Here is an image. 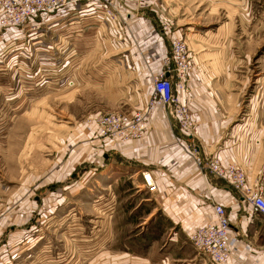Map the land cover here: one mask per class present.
<instances>
[{
    "label": "rangeland",
    "instance_id": "1",
    "mask_svg": "<svg viewBox=\"0 0 264 264\" xmlns=\"http://www.w3.org/2000/svg\"><path fill=\"white\" fill-rule=\"evenodd\" d=\"M159 1L160 8H152L158 27L189 47L192 68L181 100L188 98L192 111L195 71L204 63L216 72L226 68L227 81L243 99L240 115L264 118V0ZM50 43L58 46L57 36ZM56 56L58 61L24 56L19 70L8 61L0 68V245H5L0 264H188L199 252L186 236L183 248L167 242L174 230L168 233L165 221L155 222L154 196L141 181L127 179L124 163L111 168L107 160L97 165L94 158L93 170L88 163L60 169L78 125L84 122L87 139L97 143L86 119L101 112L139 110L145 102L133 110L132 99L122 88H112L103 72L90 74L96 85L77 86L76 66L57 68L53 64L61 56ZM168 66L174 67L170 52ZM66 76L72 85H66ZM168 120L185 136L176 121ZM252 186L264 192L262 178Z\"/></svg>",
    "mask_w": 264,
    "mask_h": 264
},
{
    "label": "crops",
    "instance_id": "2",
    "mask_svg": "<svg viewBox=\"0 0 264 264\" xmlns=\"http://www.w3.org/2000/svg\"><path fill=\"white\" fill-rule=\"evenodd\" d=\"M160 4L159 0H118L116 19L80 4L77 12L61 19L53 34L60 49H66L61 61L76 66L77 86H94L96 82L90 81V74L106 73L107 79L111 78L110 86L122 88L124 96L132 99V109L141 108L152 95V75L164 68L169 53L152 9L160 8ZM195 74L191 109L196 129L192 135L176 133L158 106L143 138L125 145L117 143L118 149L108 151L103 158L111 168L117 162L124 163L131 183L141 181L143 168L154 172L155 188L149 193L156 200L155 222L165 221L168 233L174 230L167 241L172 247L183 248V236L189 237L193 227L212 218L211 201L221 202L231 218L229 231L234 240L229 264H264V216L256 213L248 217L242 213L235 192L225 181L200 167L188 153L193 143L203 155L212 154L223 162L239 164L251 185L259 178L264 180V118L258 119L257 113L247 119L243 113L240 115L243 99L238 96L239 88L227 81L226 68L216 72L203 63ZM83 123L69 136L66 159L60 169L71 171L88 163L93 170L91 164L96 165L91 159L101 148L87 139ZM60 185L63 187V182ZM151 210L146 218L153 213ZM2 250L4 244L0 245ZM187 261L210 264L200 253Z\"/></svg>",
    "mask_w": 264,
    "mask_h": 264
},
{
    "label": "built area",
    "instance_id": "3",
    "mask_svg": "<svg viewBox=\"0 0 264 264\" xmlns=\"http://www.w3.org/2000/svg\"><path fill=\"white\" fill-rule=\"evenodd\" d=\"M80 4H87L95 11L102 10L108 19H116L118 0H0V68L8 61L9 66L17 71L20 69V57L28 56L26 59L29 60L32 55L58 61L56 54L65 55L66 49L50 43V40L56 41V36L52 35L54 29H51L61 19L77 12ZM161 36L166 41L174 67L168 66V53L164 68L152 75V95L144 107L132 112H101L85 120L90 135L101 148L96 155L99 164L104 161L105 152L118 149L117 143L125 145L143 138L149 119L158 106L165 111L167 118L177 122L183 135H192L196 129L188 98L181 100L182 93L187 90L186 77L192 68L188 44L168 36L164 30H161ZM53 65L66 68L68 63L60 61ZM64 81L66 85L73 84V79L68 76ZM188 153L200 167L239 193V201L241 204L245 202L241 208L245 215L250 217L258 213L264 216V192L249 183L239 164L223 162L212 154L203 155L193 143ZM140 176L143 188L149 191L155 188L151 169L144 168ZM211 211L212 218L193 227L189 239L210 264H229L234 243L229 231L231 218L221 202L211 201Z\"/></svg>",
    "mask_w": 264,
    "mask_h": 264
}]
</instances>
